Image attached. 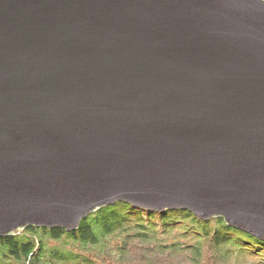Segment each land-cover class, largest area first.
I'll return each mask as SVG.
<instances>
[{
    "label": "water",
    "instance_id": "1",
    "mask_svg": "<svg viewBox=\"0 0 264 264\" xmlns=\"http://www.w3.org/2000/svg\"><path fill=\"white\" fill-rule=\"evenodd\" d=\"M117 201L264 240V0H0V237Z\"/></svg>",
    "mask_w": 264,
    "mask_h": 264
},
{
    "label": "trees",
    "instance_id": "2",
    "mask_svg": "<svg viewBox=\"0 0 264 264\" xmlns=\"http://www.w3.org/2000/svg\"><path fill=\"white\" fill-rule=\"evenodd\" d=\"M0 264H264V240L174 201L159 210L117 201L76 228L0 237Z\"/></svg>",
    "mask_w": 264,
    "mask_h": 264
}]
</instances>
